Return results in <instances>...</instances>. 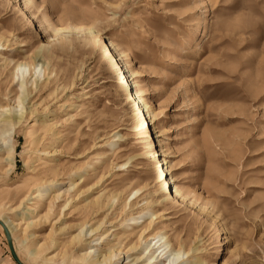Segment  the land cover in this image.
<instances>
[{"label": "rangeland", "instance_id": "rangeland-1", "mask_svg": "<svg viewBox=\"0 0 264 264\" xmlns=\"http://www.w3.org/2000/svg\"><path fill=\"white\" fill-rule=\"evenodd\" d=\"M0 107L22 264H150L155 234L182 264H264V0H0Z\"/></svg>", "mask_w": 264, "mask_h": 264}, {"label": "bare ground", "instance_id": "bare-ground-1", "mask_svg": "<svg viewBox=\"0 0 264 264\" xmlns=\"http://www.w3.org/2000/svg\"><path fill=\"white\" fill-rule=\"evenodd\" d=\"M103 58L104 59L108 58L109 61L114 63V61H113L114 58L112 56V53L110 52V50L107 46H104ZM114 66L117 69L116 73H118V70H119V77H120V79H122L124 74L121 71V67L117 64H114ZM23 68H25V65L18 64L15 68V74H14L13 78H16L17 72H19ZM33 69H34V67H33ZM121 91L126 95L131 94L132 90L130 89V82L128 80L124 81ZM130 96H131V102H130L131 108L133 111H135L137 113V115H138L137 120L143 121L145 119L144 111L146 108L143 106V103L139 97L138 92L133 91V94ZM0 113L3 116H6V113H8L7 114L8 118H4L2 120L3 124H7V125H11V123H12V125H16V124L20 123L21 119L23 118L22 114L20 112L18 114L16 110L14 111L12 109L10 111L9 109H6L4 107H0ZM33 125L34 124H32L31 127H33ZM5 131L6 130H3L2 132L5 133ZM0 142H1L0 146H3V147L7 146V143H5L2 139H0ZM8 146H9V144H8ZM12 154H14V148L12 145H10L9 155H12ZM160 176H161L160 178L164 181L163 188L165 189V191H168L169 186L166 183V179H165V176H163V172L160 174ZM138 192H139V190H134L131 195L136 196V194ZM43 193H45V192H43ZM140 220H141V218L134 220L133 224L134 225L143 224L144 222H142ZM0 222L6 228L7 231L11 232L10 223L6 219H2V220H0ZM82 231L83 230H81L79 233L81 234ZM93 231L94 230H89L87 234L91 235V233ZM84 236H85V234H84ZM145 241L147 242L145 250L147 251V254L149 255V258L147 259V261L150 262V264H155V262H157V264H182V256H184L185 253L180 251V250L173 251L171 245L169 244L167 239H165L163 236H161L159 234H155V235H151V236L147 235ZM153 241H154V243L152 244ZM89 254H91V252L88 251L87 255H89ZM85 256H86V253H85V255H83V258ZM114 257H116V254L111 252V253H109V255L107 257H103L102 261L95 260L94 263L95 264H102L104 261L110 262ZM86 264H89V263L86 262Z\"/></svg>", "mask_w": 264, "mask_h": 264}, {"label": "water", "instance_id": "water-1", "mask_svg": "<svg viewBox=\"0 0 264 264\" xmlns=\"http://www.w3.org/2000/svg\"><path fill=\"white\" fill-rule=\"evenodd\" d=\"M0 227L2 228L3 230V233H4V236H5V239H6V242H7V246H8V250L10 252V254L12 255L13 259L16 261L17 264H22L18 258L16 257L15 253H14V249H13V246H12V242H11V239H10V236L8 234V231L6 230V228L2 225V223L0 222Z\"/></svg>", "mask_w": 264, "mask_h": 264}]
</instances>
